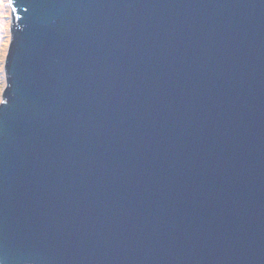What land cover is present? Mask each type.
Listing matches in <instances>:
<instances>
[{
    "label": "water",
    "instance_id": "water-1",
    "mask_svg": "<svg viewBox=\"0 0 264 264\" xmlns=\"http://www.w3.org/2000/svg\"><path fill=\"white\" fill-rule=\"evenodd\" d=\"M0 264H264V0H15Z\"/></svg>",
    "mask_w": 264,
    "mask_h": 264
},
{
    "label": "rangeland",
    "instance_id": "rangeland-1",
    "mask_svg": "<svg viewBox=\"0 0 264 264\" xmlns=\"http://www.w3.org/2000/svg\"><path fill=\"white\" fill-rule=\"evenodd\" d=\"M3 12L11 13V9L7 7L6 2L4 5H0V13ZM11 21H12V17H11ZM5 27H7V25H5ZM10 32H11L10 30L7 31L0 30V100H3L2 95L8 85L5 77L4 65L7 58L6 56L7 50H9V45H10Z\"/></svg>",
    "mask_w": 264,
    "mask_h": 264
},
{
    "label": "snow or ice",
    "instance_id": "snow-or-ice-1",
    "mask_svg": "<svg viewBox=\"0 0 264 264\" xmlns=\"http://www.w3.org/2000/svg\"><path fill=\"white\" fill-rule=\"evenodd\" d=\"M6 2L7 7L11 9V12L16 11L15 0H0V5H4ZM7 25V27H5ZM11 28V13H0V30H10ZM0 103H6V101L0 100Z\"/></svg>",
    "mask_w": 264,
    "mask_h": 264
},
{
    "label": "bare ground",
    "instance_id": "bare-ground-1",
    "mask_svg": "<svg viewBox=\"0 0 264 264\" xmlns=\"http://www.w3.org/2000/svg\"><path fill=\"white\" fill-rule=\"evenodd\" d=\"M3 13H5V12H3Z\"/></svg>",
    "mask_w": 264,
    "mask_h": 264
}]
</instances>
